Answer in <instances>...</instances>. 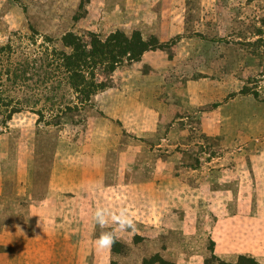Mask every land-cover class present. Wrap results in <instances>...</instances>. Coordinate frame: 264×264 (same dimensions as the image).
I'll list each match as a JSON object with an SVG mask.
<instances>
[{
    "label": "rangeland",
    "instance_id": "1",
    "mask_svg": "<svg viewBox=\"0 0 264 264\" xmlns=\"http://www.w3.org/2000/svg\"><path fill=\"white\" fill-rule=\"evenodd\" d=\"M81 1L0 0V264H204L217 245L264 264V194L236 193L264 186V0ZM117 30L157 48L54 117L71 93L39 84L44 49ZM97 206L135 222L111 250Z\"/></svg>",
    "mask_w": 264,
    "mask_h": 264
},
{
    "label": "trees",
    "instance_id": "2",
    "mask_svg": "<svg viewBox=\"0 0 264 264\" xmlns=\"http://www.w3.org/2000/svg\"><path fill=\"white\" fill-rule=\"evenodd\" d=\"M87 2L88 0H82L80 7ZM60 42L59 49L45 48L42 59L38 58L41 67L39 69L41 75H38L39 84L49 85L47 90L55 97L64 89L71 93L69 104L54 115L57 118L70 112L82 113L90 107L92 98L106 87L105 82L98 80L97 72L111 75L119 67L136 62L148 50L157 48L154 40L145 41L139 33L128 37L118 30L111 32L104 39L97 34L89 33L88 41H84L82 36L73 32H67L61 37ZM26 71L23 70V77ZM51 83L53 84L50 87ZM52 104L55 105L54 102ZM144 263L172 264L158 254L145 259ZM204 264H258V262L250 257L239 256L236 262L230 263L212 254Z\"/></svg>",
    "mask_w": 264,
    "mask_h": 264
},
{
    "label": "clouds",
    "instance_id": "3",
    "mask_svg": "<svg viewBox=\"0 0 264 264\" xmlns=\"http://www.w3.org/2000/svg\"><path fill=\"white\" fill-rule=\"evenodd\" d=\"M92 220L101 231L94 240V247L98 250H111L117 242V231H135V222L131 213L126 208L112 209L97 206L92 212ZM40 219L37 227H41ZM19 228V226H16Z\"/></svg>",
    "mask_w": 264,
    "mask_h": 264
},
{
    "label": "crops",
    "instance_id": "4",
    "mask_svg": "<svg viewBox=\"0 0 264 264\" xmlns=\"http://www.w3.org/2000/svg\"><path fill=\"white\" fill-rule=\"evenodd\" d=\"M260 179L263 180L262 178H260ZM261 180H260L261 186H259V185L257 186L256 184L254 186L253 185L252 186H250V185H245V186L240 185L239 187H237L236 193H238L240 195H249V196L250 195H254V196L263 195L264 194V190H263L264 186H263ZM229 193H231V192L229 191ZM3 195H4V193L0 189V200L3 199ZM245 199H247V198H245ZM259 200H261V199L257 198V205L259 207L258 209L263 210L264 206L261 204V201H259ZM239 201H241V200L239 199ZM242 202H245V201H242ZM213 209H216V208H213ZM259 218H261V217H259ZM229 220L230 219H225V218H219L218 220H216V227L213 228V232L219 233L220 232L219 231L220 228H222L223 226H226L227 223L229 224ZM216 228H219L218 231H216ZM223 233L224 234L221 235V237L223 238L221 241H224L225 243H231L232 242V240H231L232 238H230V235L226 234L225 231H223ZM219 248H221L220 245H217L214 248V253L213 254H215L216 257H218L219 259H221V260H223L225 262H231V263L235 262L236 255L234 256V254H232V252H230V250L228 248L226 250H221ZM254 257L258 260L257 255L254 256Z\"/></svg>",
    "mask_w": 264,
    "mask_h": 264
}]
</instances>
